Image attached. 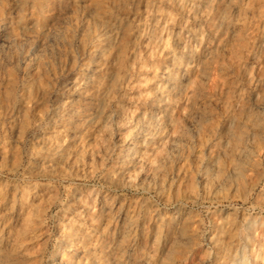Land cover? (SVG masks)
Here are the masks:
<instances>
[{
	"label": "rangeland",
	"instance_id": "rangeland-1",
	"mask_svg": "<svg viewBox=\"0 0 264 264\" xmlns=\"http://www.w3.org/2000/svg\"><path fill=\"white\" fill-rule=\"evenodd\" d=\"M51 1L0 0L14 35L0 40V264H229L240 245L247 264H264V0ZM45 27L54 34L32 54ZM97 42L100 114L72 123L41 167L37 140ZM167 73L179 82L161 104ZM131 139L133 164L119 169Z\"/></svg>",
	"mask_w": 264,
	"mask_h": 264
},
{
	"label": "bare ground",
	"instance_id": "bare-ground-1",
	"mask_svg": "<svg viewBox=\"0 0 264 264\" xmlns=\"http://www.w3.org/2000/svg\"><path fill=\"white\" fill-rule=\"evenodd\" d=\"M54 3L55 1H51ZM31 25L30 27H32ZM118 23L113 22L112 24H103L101 27V36L103 44L106 45L115 38L117 34ZM32 34L31 29L25 31V37L29 38ZM53 30L51 27H45L41 29V41L32 44L30 51L32 54H38L46 49V43L48 39L53 35ZM0 40H2L6 45L11 44L14 41V35L6 33V26H0ZM92 60L85 64L81 68V73L68 80L63 85V92L66 93V99L63 102H59L54 109V113L51 116L49 123L50 126L47 130L48 136L38 138L37 143L41 144L42 154L39 158L35 159V163L41 167L47 168L51 167L52 163L57 161L65 147V143L72 140V135L70 133V128L72 123L80 124L82 121H93L100 114V101L104 97L105 87L104 82L100 81L98 74L100 73L101 67L106 64V59L102 56V47L100 42L94 44L91 50ZM180 60L179 63H187L191 58V54L188 50L180 49ZM170 60L177 59L175 52L169 55ZM106 77H110L109 73ZM165 82L169 85L166 89L158 88L156 91V100L159 103L165 104L168 94L174 92L177 88L179 78L176 75L167 73L165 75ZM63 123L62 128L55 126V123ZM61 136V139L57 142L50 143V139H57ZM138 141L136 139H131L127 144L131 147L130 151L124 150L120 154L118 159L117 168L126 169L128 164H133L134 153L136 152V146ZM204 174V172H203ZM120 218H124V214H120ZM185 213H177V215L172 216L168 221V229L174 234H180L183 223L185 221ZM135 225L133 219L128 220L121 224V235L129 232ZM252 225V224H250ZM248 237V234H247ZM117 253V252H116ZM246 250L245 245L238 246L233 252L232 259L229 260V264H247V258L245 256ZM92 260V264H119V258L115 256H108L103 260L99 261V257H95ZM97 260V261H96ZM146 261L144 259H137L133 264H144Z\"/></svg>",
	"mask_w": 264,
	"mask_h": 264
}]
</instances>
